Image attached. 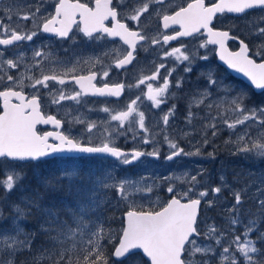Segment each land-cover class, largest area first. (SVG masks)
<instances>
[{
	"label": "snow or ice",
	"instance_id": "1",
	"mask_svg": "<svg viewBox=\"0 0 264 264\" xmlns=\"http://www.w3.org/2000/svg\"><path fill=\"white\" fill-rule=\"evenodd\" d=\"M186 6L173 7L172 0H139L136 7L129 8L128 0H94L90 6L82 0H56L54 14L41 11V4L32 5L27 12L21 11L23 7L20 0H0V192L4 198L10 199L14 189L21 187L23 179L20 170L28 163L39 161L53 153H84L106 154L115 158L123 165L132 164L141 157L150 156L159 158V150L153 146L151 151L134 148L130 153L125 152L114 144L107 136L99 132L95 121L85 124L82 139H77L67 130L61 131L64 122L55 115L49 114L46 109L49 101L42 102L43 95L50 97V103L60 105L61 102L70 100L77 105L86 104L82 97H121L125 90V83L109 84L107 82L98 86L97 77L107 81L109 70L92 71L86 75H72L71 82L79 90H66L63 86L69 83L65 79L74 69H69L64 75L44 74L27 77L25 85L23 72L19 74L12 70L39 71L43 58L47 53L42 48H33L30 62L25 60V53L20 52L11 58H5L4 53L9 46L20 47L21 41H33L40 33L51 34L61 40L75 42L77 33L90 43L102 42L108 45L111 41L122 42L126 49L121 58H117L114 68L125 69L136 59L138 45L148 41L152 45L160 46L161 61L156 65L151 74L141 76L134 86L140 89L134 99L126 107L116 111L104 107L105 113H110V120L117 122L111 129L105 128L109 135L126 136L132 132V140L142 144L153 143V136L164 132V141L171 151L167 160H173L180 155H192L185 152L170 138L167 129L169 118L175 116L176 105L171 104L166 111L162 110V122L165 126L153 136H149V128L145 124V112L140 111L138 102L146 95L151 102V107L160 108L168 98L175 97L176 93L169 94L170 85L181 89L183 76H178L175 82L171 80L176 72L177 64H183L185 73L192 72V63L196 55L187 52L183 44L167 46L172 41L182 37H204L199 43V48L207 49L209 45L217 46L220 61L229 69L242 73L256 89L264 90V0H185ZM34 9V10H32ZM251 10H259L261 15L249 25L248 35L251 39L246 42L230 30L216 28L214 21L226 14L249 15ZM147 13L145 20L155 16L158 22L154 33L145 32L141 17ZM111 21L109 26L106 21ZM7 21V22H5ZM21 21L31 22L33 27L22 24ZM134 22L137 27L133 30L129 23ZM162 25V29L161 26ZM178 26V27H176ZM171 30V31H169ZM235 40L239 44L238 51H229L226 42ZM255 44L256 51L251 45ZM251 53V55H250ZM107 55V53H105ZM261 57V62H256L255 56ZM169 59L172 64L166 63ZM199 59L207 60V53L199 54ZM6 66V67H5ZM163 70V74L161 72ZM208 87L192 94L188 102L186 124L191 125L198 115L193 108L203 105L209 110L205 128L213 129L216 135V117L211 115L213 108H219L222 101L211 98L212 91L222 85L209 74ZM49 81L53 84L50 85ZM160 83L153 87L151 82ZM54 85H60L56 88ZM146 88V93L140 86ZM129 88L132 84L127 85ZM25 87L32 89L30 93L24 91ZM43 90H47L46 93ZM167 94V95H166ZM232 111L236 113L233 120L224 119L229 129L235 130L238 124L245 128L236 137L237 153H252L264 157V105L248 108L243 104V95L239 94L230 101ZM136 113L138 120L133 117ZM77 122L83 123L79 120ZM250 122V123H247ZM138 123L139 130L144 135H138L133 125ZM37 125H51V131L41 133ZM127 125V126H126ZM98 129V134L93 137V129ZM255 129V133L251 129ZM123 131H120V130ZM181 136L189 135L181 130ZM102 137V138H101ZM205 132L204 143H207ZM94 139L100 142L95 143ZM196 154H199L197 148ZM209 156H212L209 153ZM111 176L98 181L105 188L113 189L119 200L129 199V189L138 192H151V187L145 181L143 187L138 183L120 180L118 183H108ZM223 181V177H221ZM199 183L196 176H191L188 190L178 194L169 185L167 192L169 201L159 210L145 211L143 208L132 207L126 210V225L122 228L119 239L113 245V251L108 254L105 245L112 237L107 235L103 223L96 214L103 201L95 197L87 203L78 205L77 211L71 214L70 220L61 221L53 216V224L44 229L52 241L49 249L40 250V255L32 256V264H109L110 257H114L112 264H122L121 258L132 250H142L149 264H264V177L258 183L255 191L249 197L256 205V212L242 208L244 201L242 193H247L251 185L243 189L233 190L234 203L226 211L230 214L227 219L228 229L221 230L215 223L208 224L204 230L197 226V216L202 200L212 206L213 201L205 200L209 195L208 190L198 191L195 198L192 193ZM221 186L212 189L213 194L221 193ZM186 201V202H182ZM32 207H38L35 200L22 198L20 204L12 205L13 227L11 230H0V264H15L16 257L33 247V236L24 232L21 221L28 215ZM247 212L248 220L241 219L242 213ZM51 215V213H50ZM4 219L3 209L0 208V220ZM238 228L239 231L237 234ZM205 237L214 241L212 244L201 245L197 238ZM216 248L221 249L217 253Z\"/></svg>",
	"mask_w": 264,
	"mask_h": 264
},
{
	"label": "rangeland",
	"instance_id": "2",
	"mask_svg": "<svg viewBox=\"0 0 264 264\" xmlns=\"http://www.w3.org/2000/svg\"><path fill=\"white\" fill-rule=\"evenodd\" d=\"M261 13L255 15H247L241 22L242 38L248 42L251 37L248 35L249 25L256 20ZM253 51H256L255 44L251 45ZM197 54V60L204 66L200 75H196L193 80L192 89L189 88V82L185 76L181 91H176V96L168 98L169 100L177 101L182 96L187 95L185 102L179 108L182 110L179 113L176 107L175 116L169 118V125L167 133L170 138H175L178 145L184 149L185 152H191L192 155H180L173 162H166L164 157L169 154L168 144L164 141V132L153 136L159 129L165 126L162 122V110L166 111L168 108L151 107L148 103L145 106L146 110L145 124L149 128L148 135L153 136V143L146 145L149 151L153 146L159 150V155H162L161 160L156 161L150 158L143 159L139 164L128 166L117 162L116 160H109L106 157H84V158H67L54 159L34 164H27L20 170L23 177L21 187L14 189L10 195V199L4 198L0 192V208L3 209L4 219L0 220V230H11L13 227V212L12 205L20 204L22 198H29L35 200L38 207H32L28 215L20 222L25 233L33 236V247L31 253L25 251L16 257L15 264H32V256L40 255V250L49 249L52 241L50 235L44 229L49 228L53 224V216L58 217L61 221L70 220L71 214L77 211L80 204L87 203L89 199L95 197L98 201H103L96 214L101 218L105 233L112 237L110 242L105 245L106 253L110 254L113 251V245L119 239L121 230L124 227V214L126 210L132 207L143 208L145 211L159 210L170 199V194L167 188L171 185L178 194L186 192L190 186L191 176H196L199 183L196 185L194 192L191 194L192 198L196 197L198 191L208 190L209 195L205 200L213 201L212 206L204 203L201 207L200 216L197 220V226L204 230L208 224L215 223L221 230H227V219L229 213L226 209L234 203L233 190L243 189L245 185H251L247 193H242L241 198L244 201L242 208L256 212V205L249 197L255 191L258 181L264 177V157L256 156L252 153H237L236 137L245 128L244 124H238L235 130L229 129L224 119L233 120L236 113L231 108V98L242 94L243 104L248 108L264 105V92L261 100L257 103V97L254 96L253 91L244 83L236 79H229L230 75H220L219 65L215 59H211V54L206 50L200 53L199 49H194ZM207 53L208 59H199V54ZM31 54L25 58H30ZM47 59V71L51 73H59V75L67 72L64 69L66 60L61 54L56 51L48 53L45 56ZM261 60L260 56L254 57ZM30 60V59H29ZM45 59H43L44 61ZM196 63V60H193ZM75 70L79 69L81 64H74ZM78 66V68H76ZM219 71V72H218ZM209 74L212 75L222 85L212 91L211 98L222 101L219 108H213L211 115L216 117L217 127L216 135L211 133V127L205 128L206 118L209 110L203 105L193 108V111L198 115L193 119L192 124H186L185 117L188 111V102L192 94L198 90H203L208 87ZM67 79V76H65ZM229 80V82H227ZM52 85L53 82L49 81ZM57 88V85H54ZM66 90L68 86H63ZM172 92H169V94ZM48 99H51L48 97ZM50 105H54L51 104ZM56 105H54L55 107ZM104 106L97 109V113H89L85 109H74L72 116L87 117L89 121H84L80 128L79 138L82 139V133L85 124L95 121L98 125L99 132L103 136H107L115 146H132L139 148L145 146L132 140V132H128L126 136L109 135L105 128L111 129L117 122L110 120V113H105L102 109ZM59 112L68 114L69 103H63L57 107ZM114 110H122L120 106H115ZM96 111V109H95ZM92 116L94 118L92 119ZM136 117L135 114H133ZM133 117H130L132 120ZM136 119V118H135ZM183 120H185L183 122ZM250 123V122H247ZM127 126V125H126ZM138 135H144L139 130L138 123L133 125ZM181 130L188 132L189 135L181 136ZM120 131H123L122 129ZM255 133V129H251ZM205 132L207 133V143H204ZM98 134V129L94 128L93 133L90 134L95 137ZM129 137V138H127ZM102 138V137H101ZM95 143H99L98 139H94ZM124 142V143H123ZM197 148L199 154H196ZM209 153L212 156H209ZM99 157V156H98ZM44 173L45 176H42ZM111 176L108 183H118L120 180L127 178L143 187L144 182L147 181L151 187V192H138L134 189H129V199L119 200L117 193L111 188H105L102 184L98 185V181H102L105 177ZM44 177V178H42ZM223 177V181L221 180ZM257 183H253V182ZM216 186H221L222 191L219 194H213L212 189ZM51 213V215H50ZM247 212L242 213L241 219L246 223L248 220ZM38 229V233H32V229ZM264 229V223L260 225ZM242 231L238 228L237 234ZM201 245L212 244L215 247L214 241L208 240L205 237L197 238ZM217 253L221 249L216 248ZM112 257H110L109 264H112ZM43 264V262H41ZM122 264H149L140 253L132 254L126 257ZM217 264L219 262L217 261ZM223 264H229L227 260Z\"/></svg>",
	"mask_w": 264,
	"mask_h": 264
},
{
	"label": "flooded vegetation",
	"instance_id": "3",
	"mask_svg": "<svg viewBox=\"0 0 264 264\" xmlns=\"http://www.w3.org/2000/svg\"><path fill=\"white\" fill-rule=\"evenodd\" d=\"M55 2L56 0H20V3L22 5L28 6V7H23L21 11L27 12L30 10V7L32 5H36L39 3L41 4L42 12H44L45 14L47 13L54 14ZM82 2H86L90 6L94 4V0H82ZM113 2L116 3L117 0H113ZM209 2H211V0H206V3H209ZM138 3H139V0H128L129 8L136 7ZM172 6L174 8L179 7V6H186V2L185 0H172ZM259 12H260L259 10L251 11V14L249 15L253 14L257 16ZM146 16H148L147 13H145L144 16L141 17V21L144 24L143 30L148 33H154L158 26L157 19L155 16H153L145 20ZM245 16L247 15L226 14L219 18V22L214 21V23H215L216 28L221 29V30H230V34H235L236 36H239L242 38V36L240 35V32H241L240 25L242 24L241 22H243L242 20L245 18ZM125 22L129 23L130 27H132L133 30H135V28L137 27V25L134 22H130V21H125ZM21 23L22 24L26 23L29 28L33 27L30 21L29 22L21 21ZM106 23L109 26H111L110 20L106 21ZM160 27L162 29V25ZM203 40H204V37H198L196 40H194L193 37H189V38L182 37L176 41L170 42V44L167 47L171 48L172 46L183 44L185 49L187 50L186 54L187 52H191L196 56L197 54L193 52L194 49H197V50L199 49L200 53L206 50L208 53L211 54L210 56L211 59L216 60V50H217L216 46L209 45L207 49L199 48V43ZM141 43L144 45V47L141 48L138 45L136 59L133 61V63L130 65H127L125 69H120V70L115 69L114 64L117 58L122 57L123 50L126 49V46H123L122 42L111 41L108 45H105L102 42L90 43L82 37L81 33H77V39L75 42L70 41V40H61L51 34L40 33L38 36L34 37V40L31 42L29 41L19 42L20 44L19 48H16L14 46H9V48L4 53V56L5 58H11L12 56L17 55L18 53L23 52L25 53L26 57H28L31 54L33 48H42L47 53V55L48 53H51L54 51H56L57 54H61L64 57L63 59L67 61L66 64L64 65V69L66 71H68L69 69H74L75 67L73 66L74 64H81V66H79V69L77 70L74 69V71L70 72L69 75L67 76L66 80H68L69 83H66V85L64 86H68L67 90L69 91L73 89L79 90L74 85V83L71 82L72 75H81V74L86 75V74H89V72L100 71L104 68H107L109 70V78L107 81H104V80H100V77L98 76L97 77L98 86L102 85L105 82L109 84H117L120 82L125 83L126 85L125 90L123 94L121 95V97L119 98V100H117L116 97L86 96V97H82V99L84 101H87V103L81 104V105H77L73 101L66 100V101L61 102L60 105H56L54 107V105L52 106L50 105V99H48V97L43 95L42 93V102L49 101L46 111L49 114L55 115L58 119H62V121L64 122L63 128L60 130L61 131L67 130L75 138L80 139L79 138L80 128L83 126V124H80L77 121L79 120L89 121V119L87 117L80 118V117L72 116L71 113H73L74 109H77V108H80L81 110L85 109L89 113H97V109L102 106L108 107L110 110L114 109L115 106H120L121 109H124L126 107V104L131 99H134L140 91V89L134 86L136 83H138V79L141 76H146V75L151 74V72L155 70L156 65L161 61L159 45H152L148 41L141 42ZM228 47L232 51H235L238 47L237 41L235 40L230 41L228 44ZM105 53H107V55ZM29 59L30 58H25L26 61L30 62ZM43 59L45 60L42 62L39 71L35 69H33L32 71H27L23 66L21 67V69H16L12 71L17 74H19L20 72H23L25 76L24 83L25 85H27L29 82L27 77L29 76L40 75L41 72L44 74H53L47 71V65H48L47 59L45 57ZM195 60H196V63H192L193 70L190 73H185L183 71V64H177L176 72L173 74V77L171 78L173 83L175 82V79L178 76H185L189 82V88L192 89L193 80L196 79L195 78L196 75H200L202 70L205 69L204 66L201 65L200 62H198L197 58ZM166 63L172 64L173 60L169 59L168 61H166ZM76 68H78V66H76ZM220 68H221L219 69L220 72L218 71L220 75L222 73L224 75H229V72L226 69L222 67ZM161 72L163 74V70H161ZM56 74H59V73H56ZM151 83H153V87H156L160 82L156 81V82H151ZM128 84H132L133 87L129 88L127 86ZM60 87H61L60 85H57V88H60ZM140 88H143L144 92L146 93L147 90L143 85H141ZM181 90L183 89L182 88L175 89L171 85L169 88V92H176V91H181ZM24 91L26 93H30L32 89L29 87H25ZM43 92L46 93L47 90H43ZM186 96L187 95L182 96L181 99L178 98L177 101L167 99V102L161 104L160 108L166 109L171 104H175L176 107H178L179 113H180L182 110L179 108V106L181 107V105L184 104L186 100L185 98ZM63 103H65L66 105L69 103L70 110L68 114H64V112H59L57 110V107L61 106ZM148 103L151 104V102L147 100L146 95L143 96L142 100L138 102L139 110L145 111L146 110L145 106H147ZM153 108L154 107H152V109ZM159 109L156 108V110H159ZM176 113H178L177 110H176ZM134 114L136 115V113ZM93 118L94 116H92V119ZM133 118H136L138 120V116L136 117L133 116ZM145 120H146V116H145ZM184 121L185 120H183V122ZM37 129L41 133L45 131L53 130L52 127L44 126V125H37ZM129 145L130 144L126 146H116V147H118L119 149L122 148V150H125V152L130 153L134 149V147L129 146ZM144 145L145 146L143 147H139V149L144 150V151H149V148L146 146L148 144H144ZM141 158L146 159V158H149V156H145ZM161 158H162V155H159V158H157V161L161 160Z\"/></svg>",
	"mask_w": 264,
	"mask_h": 264
},
{
	"label": "water",
	"instance_id": "4",
	"mask_svg": "<svg viewBox=\"0 0 264 264\" xmlns=\"http://www.w3.org/2000/svg\"><path fill=\"white\" fill-rule=\"evenodd\" d=\"M251 11H254V10H251ZM233 15V14H232ZM237 15V14H236ZM183 38H189V37H183ZM230 41H232V40H229V41H227L226 42V47L228 48V42H230ZM216 48H217V46H216ZM228 50H229V48H228ZM239 50V49H238ZM237 50V51H238ZM230 51V50H229ZM216 58H217V63L219 64V65H221L222 67H224L229 73H230V75L233 77V78H235V79H238V80H240V81H242V82H244L247 86H249L250 88H252L253 89V91L255 92V93H261V92H263L264 90H259V89H256L255 88V86L254 85H251V82L247 79V77H244L243 76V74L242 73H237L235 70H233V69H229L222 61H220V59H219V55H218V48H217V50H216ZM259 63V62H258ZM79 155L80 156H99V157H106V158H109V159H111V160H115V158H112V157H110V156H107L106 154H84V153H53V154H51V155H49V156H47V157H44V158H51V157H73V156H75V157H79ZM151 158H153V159H156L155 157H151ZM43 159V158H42ZM141 159V158H140ZM140 159L139 160H137V161H134L132 164H129V165H137L139 162H140ZM167 162H170V161H172V160H167V159H165ZM201 204H202V202H201ZM200 207H201V205L199 206V210H198V216H199V212H200ZM198 216H197V218H198ZM126 225V219H125V214H124V226ZM136 252H140V253H142L143 254V252H142V250H139V249H137V250H132L130 253H128V254H126L123 258H121V260H124L126 257H128L129 255H131L132 253H136ZM143 256H144V258L145 259H147V257L143 254ZM114 258V257H113ZM115 259V258H114ZM148 260V259H147Z\"/></svg>",
	"mask_w": 264,
	"mask_h": 264
},
{
	"label": "trees",
	"instance_id": "5",
	"mask_svg": "<svg viewBox=\"0 0 264 264\" xmlns=\"http://www.w3.org/2000/svg\"><path fill=\"white\" fill-rule=\"evenodd\" d=\"M229 79H233V78L230 76ZM227 82H229V80H228ZM253 94H254L255 97H257V98H256V99H257V103H259L260 100H261V98H262L261 96H263L262 93H261V94H255V93H253ZM42 176H45L44 173L42 174ZM42 178H44V177H42ZM33 232H34V234H37L39 231H38V229H36V228L34 229V228H33V229H32V233H33Z\"/></svg>",
	"mask_w": 264,
	"mask_h": 264
}]
</instances>
